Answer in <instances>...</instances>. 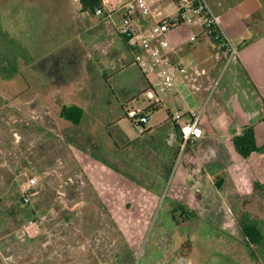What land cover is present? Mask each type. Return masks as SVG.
Segmentation results:
<instances>
[{
    "label": "rangeland",
    "instance_id": "rangeland-1",
    "mask_svg": "<svg viewBox=\"0 0 264 264\" xmlns=\"http://www.w3.org/2000/svg\"><path fill=\"white\" fill-rule=\"evenodd\" d=\"M4 1L0 5V264H264V165L254 164L257 169L249 172L244 186L234 179L238 170L229 168L231 171H221L215 177L212 171L197 166L187 151L182 163L177 166L176 161L163 188L156 186L159 200L152 203L149 214L145 208L147 201L155 200L154 191L150 195L144 187L120 181L117 176L108 188L114 200L110 201L94 187L100 185L95 177H106L109 170L90 161L76 147L92 123L85 121L86 125L79 127L61 119L62 102L56 96L54 103L44 99V104L45 94L55 91L48 92L43 84L42 71L48 59L38 62L36 58L50 52L46 49L50 42L52 51L55 44L62 45L61 75L53 68L48 76L54 84L74 79L69 88L77 90L70 88L66 93L81 92L77 100L85 104L83 112L90 120L101 119L95 129L106 141V129L113 125L107 119L108 110L127 94L121 88L116 95H109L105 80L96 71L112 74L109 49L108 53L102 51L106 40L112 41L117 34L109 22L84 13L80 0H66L61 5L54 2L55 7L50 0ZM158 1L164 4L160 6ZM254 1L257 13L251 22L254 34H260L264 32V0ZM148 3L163 15L175 10L170 0ZM37 14V21H51L52 25H34ZM115 21L119 22L120 16ZM38 29L42 31L36 32ZM117 38L129 42L131 51L137 52L132 40ZM34 71L35 80L30 77ZM122 79L132 82L125 75ZM90 88L97 89L100 97H90ZM151 98L148 93L142 105ZM164 114L151 113L146 126H154ZM126 141L120 139L119 144L124 146ZM103 151L108 161H117L111 144ZM186 163L189 170L184 169ZM33 175L40 176L41 182L33 191L31 204L24 206L20 186ZM168 199L197 215L190 221L179 217L174 221ZM31 219L41 222L40 234L32 239L21 231ZM243 224L259 229V244L248 240Z\"/></svg>",
    "mask_w": 264,
    "mask_h": 264
},
{
    "label": "crops",
    "instance_id": "crops-1",
    "mask_svg": "<svg viewBox=\"0 0 264 264\" xmlns=\"http://www.w3.org/2000/svg\"><path fill=\"white\" fill-rule=\"evenodd\" d=\"M4 2V0H0V5ZM54 2L65 4L66 0H50L53 7H55ZM209 2L220 16L225 34L233 45L238 48V55L228 64V54L221 41L206 33L200 25L182 24L167 33L166 38L170 49L163 52L161 65L149 77L144 76L134 63L135 52L131 51L130 43L120 41L117 35L116 38H112V41L106 40L107 47L102 51L105 53L109 49V53H107L111 62L108 64L112 66L110 67V73L112 74L108 76L109 73L106 71L96 72L105 80L109 95H116L117 91H122L121 88H124L125 92L123 93L127 94L124 100H117L114 109L108 110L109 117L107 119L113 123L111 127L116 128V130L111 128L116 136H118V132L124 133L125 139H134L140 135L142 131H137L126 118V115L129 116L132 112L145 111L157 97L160 98L161 103L159 106L155 105L156 108L151 113L156 115L164 111L166 114L161 115L158 122L154 126H147L148 128L156 127L168 120L170 116L179 111V105H181L180 112L183 115V123L190 120V114L202 110L201 127L203 136L189 147L190 155H193L197 160V166L202 167L204 171H212L215 177L221 175V171H231L229 168H232V171L238 170L234 175V179L239 180V185L243 183L244 186H247L245 182L251 176L249 172L257 169L254 164L264 165V153H255L250 158H243L237 153L233 139L241 135L245 127L253 126L258 146H264V32L260 34H254L253 32L254 24L251 22V17L257 13L252 5L255 2L254 0L249 2L248 0H209ZM158 3H160V6L164 4V2L159 1ZM19 6L23 8V5L20 4ZM37 19L38 14L33 19V24L36 26L52 25L51 21H37ZM58 22L60 23L61 20L56 21V24ZM153 23L154 21L150 17L140 19V24L146 31ZM39 31L41 32L42 29H38L36 32ZM191 37H195V40L191 41ZM41 39L42 37H40ZM51 43L50 47L46 48H49V53L38 56L37 60L34 59L38 62L48 59L47 66H51L50 70L47 66L43 68V84L45 83L44 88L49 89L48 92L52 89L55 92L52 94L53 96L50 93L45 94L43 101L49 99L54 103L52 98L56 96L57 100L62 102V107L77 106L83 110L85 104L77 100L81 98V92L78 93L77 88L74 86L76 90H73V94L68 93V97L66 93V90L69 92L71 89H75L73 86L70 87L71 89L69 88V83L74 80L73 78L72 81H67V83L54 84L48 76L52 74L51 72L54 69H57V75H61V57L63 58V56L60 57L62 45L60 48L57 46L59 43L55 44L57 48L52 51ZM136 48V53H138L140 50L137 46ZM114 66L117 67V71H115ZM181 69L188 72L189 79L184 78ZM195 70H202L204 73L196 75ZM36 73L37 71H34L33 75L30 76L33 80L36 79ZM114 74H117L120 79L117 80ZM123 75L132 78V82H130V79L127 82L121 80ZM165 76L172 78V86L169 91L161 92L156 87H152V82ZM111 81L116 82V84ZM217 81L218 84L214 89ZM91 90L90 97L96 99L100 97L97 89ZM148 93L153 98L142 105ZM109 95L107 94V96ZM65 98L68 101L67 104ZM94 105L96 103L92 102L91 107H94ZM140 108L142 109L139 110ZM151 113L149 114L150 120L152 119ZM61 119L73 124L62 116ZM100 120L97 117L94 121L90 120V116L84 111L82 123L79 127H84L86 125L85 121H90L92 128L90 131L86 129L85 135L94 136L104 143L105 147L111 144L114 148L113 141L108 134V127L106 129L108 135L106 141L100 136L101 131L95 129V125ZM131 128L134 129L136 134L133 133ZM124 137H118V141L120 139L124 140ZM184 166L189 170V164L186 163ZM191 166L194 165L191 164ZM207 175L209 176V174Z\"/></svg>",
    "mask_w": 264,
    "mask_h": 264
},
{
    "label": "built area",
    "instance_id": "built-area-1",
    "mask_svg": "<svg viewBox=\"0 0 264 264\" xmlns=\"http://www.w3.org/2000/svg\"><path fill=\"white\" fill-rule=\"evenodd\" d=\"M100 5L94 9V16L109 22L115 33L132 40L139 48V52L134 54V63L144 76L149 77L153 74L162 62L164 51L170 49L166 38L167 33L182 24L200 25L206 33L212 35L216 40L221 41L227 51V64L238 55V48L233 45L225 34L220 16L215 12L208 0H170L175 6V10L169 14L156 12L148 3V0H99ZM139 14L143 17L153 19V25L146 31L140 24ZM120 16V21H115V17ZM195 37H191L194 41ZM185 79H189L188 72L181 69ZM196 75H201L204 71H194ZM153 86L161 92L169 91L172 86V78L165 76L152 82ZM218 81L214 85L217 86ZM161 100L157 97L149 106V109H155L159 106ZM179 105V111L172 116V119L182 125L184 134L180 143L178 164L182 163V158L187 149L197 142L203 136L201 127L202 110L190 114V120L182 122L183 115ZM131 125L137 130L142 131L143 125H147L149 114H143V111L132 112L129 115ZM175 141V135L170 134L168 143L172 145ZM41 177L33 175L27 177L20 186L21 204L30 205L32 202L33 191L39 187ZM23 235L27 238H35L41 232V222L35 219L27 221L21 228Z\"/></svg>",
    "mask_w": 264,
    "mask_h": 264
},
{
    "label": "trees",
    "instance_id": "trees-1",
    "mask_svg": "<svg viewBox=\"0 0 264 264\" xmlns=\"http://www.w3.org/2000/svg\"><path fill=\"white\" fill-rule=\"evenodd\" d=\"M80 4L84 13L94 16V9L100 5V1L80 0ZM154 110V108H148L143 111V114H150ZM83 115V110L77 106L63 107L61 112V116L64 119L70 120L76 126L82 123ZM126 118L130 121L128 115H126ZM184 132L182 125L174 121L172 116L156 127L148 128L146 124L143 125L141 135L134 139H125L124 133L116 136L108 127V134L114 145L113 153L117 157L116 162H110L106 159L103 151L105 149L104 143L100 142L99 139L96 140L94 136L85 135L81 144L76 147L82 154L87 155L90 161L101 163L109 170V174H105L106 177H99L98 175L95 177V179L97 178L95 180L96 183L99 182L100 185L94 187L100 188V190L97 189L98 193H104V196L106 193V197L110 201H114L113 197L108 193L109 185H113L116 180L113 176H117L120 181L127 180L144 187L150 195L154 191L153 199L155 198V200L147 201L148 205L145 208L149 214L152 209V203L159 200L155 196L156 186L159 184L162 189L163 185L171 178L180 152V143ZM170 134L175 135V141L172 145L168 144ZM118 137H124V140H127L124 146L119 144ZM233 142L237 153L243 158H250L255 153H264V146L259 147L257 144L253 126L245 127L241 135L234 137ZM187 151V154L190 155L189 148ZM217 183L218 187L222 186L221 182ZM168 202L169 208H172L171 211L168 209L171 219L174 218L173 214L180 212L185 215L183 217L185 221H190L192 217L197 215L196 211L189 212L180 203H175L170 199H168ZM242 227L245 236L251 243L259 244L261 242L262 235L258 228L247 224H243Z\"/></svg>",
    "mask_w": 264,
    "mask_h": 264
},
{
    "label": "flooded vegetation",
    "instance_id": "flooded-vegetation-1",
    "mask_svg": "<svg viewBox=\"0 0 264 264\" xmlns=\"http://www.w3.org/2000/svg\"><path fill=\"white\" fill-rule=\"evenodd\" d=\"M184 169H186V168H184ZM176 214H178V215H176ZM173 216H174V218H172L174 221L175 220H178V217L179 218H182V219H184L183 217H185V215L183 214V213H175V214H173ZM185 221V220H184Z\"/></svg>",
    "mask_w": 264,
    "mask_h": 264
}]
</instances>
